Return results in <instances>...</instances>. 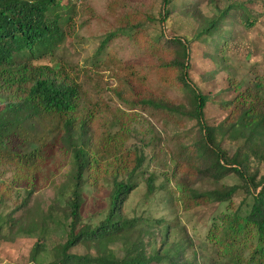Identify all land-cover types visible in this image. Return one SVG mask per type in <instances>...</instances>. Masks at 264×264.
I'll list each match as a JSON object with an SVG mask.
<instances>
[{
    "label": "trees",
    "instance_id": "obj_1",
    "mask_svg": "<svg viewBox=\"0 0 264 264\" xmlns=\"http://www.w3.org/2000/svg\"><path fill=\"white\" fill-rule=\"evenodd\" d=\"M64 1L0 0V174L4 165L13 170L9 179L0 177V203L11 199L14 189L22 184L27 203L43 167L61 154L68 157L70 169L48 213L40 215L45 228L55 211L61 213L68 233L64 242L55 245L53 261L45 264H197V260H185L186 252L193 250L192 242L171 240L173 227L163 218L151 220L125 212L124 204L139 186L137 178L145 183V201L166 184L157 183L159 176L148 171L145 140L142 145L124 147L129 136H109L104 125L110 120L126 131L121 117L125 112L107 108V115L85 117L80 108V85L62 62L48 59L67 37L64 25L68 18L59 11ZM174 1L162 0L155 9L153 3L139 8L126 0H111L106 17L90 9L91 17L112 26L99 50L119 36L128 37L148 69L157 70L163 85L178 92L177 100L164 94H141L136 87L146 78L137 80L136 73L130 72L127 91L131 97L121 94V99L130 109L139 104L150 116L176 123L172 137L180 143L170 161L172 175L181 184L183 209L231 202L242 192L243 204L212 219L208 242L229 263L264 264V174L259 172L264 161V77L256 76L251 86L241 90L242 80L232 75L231 64L221 50L233 36L229 18L233 10H245L250 3L262 0H209L215 7L210 14L202 12L198 3L185 0L170 7ZM174 14L192 20L191 32L168 34ZM239 17L249 27L257 21ZM196 41L206 47H194ZM199 63L209 67L200 71ZM195 66L205 87L191 77ZM99 135L107 137L98 143ZM225 140L242 144L230 151L223 146ZM104 163H108L104 178L109 186V207L99 223L86 224L81 215L84 187L88 180L98 182ZM232 173L240 183L203 192L195 188L201 180L217 182ZM2 239L8 238L0 233ZM79 245L87 251L71 252ZM44 250L45 242L37 240L22 264H42L37 259Z\"/></svg>",
    "mask_w": 264,
    "mask_h": 264
},
{
    "label": "rangeland",
    "instance_id": "obj_2",
    "mask_svg": "<svg viewBox=\"0 0 264 264\" xmlns=\"http://www.w3.org/2000/svg\"><path fill=\"white\" fill-rule=\"evenodd\" d=\"M110 1L83 0L81 4H74L65 0V6L59 11L68 18L64 25L67 37L62 45L55 50V55H49L48 59L54 63L62 62V65L80 85V108L85 117L96 118L98 115L101 117L107 108L114 111L120 109L125 112L121 114V117L125 120L126 131L117 121L110 120V123L104 125L110 133L109 136H129L124 147L134 144L142 145L143 140L147 142L148 145L144 147V150L148 154V171L156 172L159 176L157 183L164 182L165 189L159 190L149 201H145V183L141 181L140 177L137 178L139 186L131 193L123 207L127 215L143 214L151 220L163 218L165 223L173 227L171 240L183 238L192 242L193 250H188L185 254V260L188 262L197 260V264H232L224 256H218L215 253V245L208 242V229L212 219H218L222 213H228L239 207L244 195L240 191L231 202L213 203L196 207L193 210L183 209L181 184L177 182V177L172 175L174 167L170 161L174 148L178 147L180 143L172 137L177 130L176 123L166 122L158 118L157 115L150 116L139 104L130 109L121 99V94L131 97L128 93L130 72L136 73L137 80L146 78L142 86L138 82L136 87L139 89L138 91H141V94L142 91L154 97L164 94L168 99L177 100L178 92L163 85L157 70L148 69L141 54L136 53L137 47L128 37L119 36L107 47L99 50L100 41L112 26L108 21L91 17L90 9L97 15L109 16L107 5ZM126 1L139 8L149 7L153 3L155 9H158L162 3V0ZM185 1L198 3V7L206 14H210L215 9L209 0ZM185 1L175 0L169 6L171 7L173 4L179 6ZM221 1L218 0V2ZM233 12L234 14L229 16L233 20V36L228 43H223L221 50L231 64L232 75L236 80H242L240 89L244 90L253 84L256 76L264 77V0L259 4L250 3L245 10L238 8ZM240 15L256 18L257 21L249 27L241 22ZM172 19L167 28L169 35H183L193 29L194 24L187 16L174 14ZM88 21L90 22L88 23ZM68 31L72 32V35H69ZM193 45L199 48L206 47L205 43L199 41L194 42ZM199 67L201 71L205 67H209V64L199 63ZM195 68L197 67L195 66L191 71L192 79L201 87H205L206 84L199 80L198 71ZM223 84L226 83L223 82ZM93 128L95 129V127ZM105 137L107 136L99 135L97 142L105 140ZM52 139L51 135L50 140ZM241 144L242 141L225 140L223 142L224 148L230 151H234ZM107 164L104 163L102 170L100 169L98 182H93V179L88 180L84 187V204L81 215L86 224L99 223L106 216L109 207V186L104 178ZM164 164L167 165L164 166ZM253 164L256 165L257 162L254 161ZM69 169L68 157L58 154L54 161L43 167L36 188L27 203H24L26 191L23 184L14 189L11 199L0 203V233L8 238L0 240V264L27 262L30 249L37 240L45 242V250L38 255L37 261L42 264L53 261L54 247L66 240L68 227L64 223L63 215L55 211L54 217L48 218L44 223L46 226L43 228L40 213H48V207L55 202L58 190L65 182ZM259 172L260 175L264 174V161L259 164ZM12 174L13 170L9 164L1 167V179H9ZM238 183H240L239 178L232 173L217 182L201 180L195 185V188L203 192ZM18 206L21 207L17 208ZM34 223L36 227L30 229L29 224L34 225ZM147 240L148 238L145 237V241ZM157 240L160 246V238ZM118 249L119 245H117ZM86 251L83 245L71 250L73 253H85ZM248 252L245 250L246 255Z\"/></svg>",
    "mask_w": 264,
    "mask_h": 264
},
{
    "label": "built area",
    "instance_id": "obj_3",
    "mask_svg": "<svg viewBox=\"0 0 264 264\" xmlns=\"http://www.w3.org/2000/svg\"><path fill=\"white\" fill-rule=\"evenodd\" d=\"M70 2H73L74 4H81L83 0H68Z\"/></svg>",
    "mask_w": 264,
    "mask_h": 264
}]
</instances>
